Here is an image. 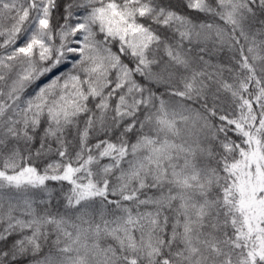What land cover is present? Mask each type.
Listing matches in <instances>:
<instances>
[{"label": "snow or ice", "instance_id": "snow-or-ice-1", "mask_svg": "<svg viewBox=\"0 0 264 264\" xmlns=\"http://www.w3.org/2000/svg\"><path fill=\"white\" fill-rule=\"evenodd\" d=\"M0 264H264V0H0Z\"/></svg>", "mask_w": 264, "mask_h": 264}]
</instances>
